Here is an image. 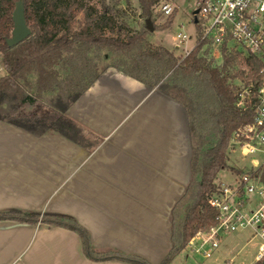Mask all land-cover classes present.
<instances>
[{
    "label": "crops",
    "instance_id": "1",
    "mask_svg": "<svg viewBox=\"0 0 264 264\" xmlns=\"http://www.w3.org/2000/svg\"><path fill=\"white\" fill-rule=\"evenodd\" d=\"M66 114L83 128L78 142L0 120V211L67 214L95 250L161 264L199 181L186 102L109 67ZM0 264L132 263L89 258L62 226L1 220Z\"/></svg>",
    "mask_w": 264,
    "mask_h": 264
},
{
    "label": "trees",
    "instance_id": "2",
    "mask_svg": "<svg viewBox=\"0 0 264 264\" xmlns=\"http://www.w3.org/2000/svg\"><path fill=\"white\" fill-rule=\"evenodd\" d=\"M17 1L0 0V120L38 135L55 131L78 142L83 128L66 112L107 68L115 67L151 88L168 93L171 86L187 90L192 97L186 103L192 136L204 138L207 129L218 136L205 151L201 152L199 145L194 151L193 168L199 181L181 231L173 233L172 249L161 262L169 264L178 252L186 250L198 230L217 223L218 212L208 200L218 190V173L229 167L230 140L255 116L254 93L261 83L263 61L254 54L223 47L219 62L204 48L203 41L187 55L151 43L146 20L150 18L155 26L153 7L159 0H139L145 18L140 30L128 25L121 9L113 12L107 0H100V7L92 0H22L32 33L10 47L6 40L14 26L12 14ZM81 12L83 19L78 20ZM174 17L175 13L161 28L170 27ZM237 81L253 92L245 108L238 104L241 87ZM1 220L43 222L71 229L81 236L86 255L96 261L150 264L139 255L95 250L88 231L67 214L11 208L0 211ZM255 264H264V260Z\"/></svg>",
    "mask_w": 264,
    "mask_h": 264
},
{
    "label": "built area",
    "instance_id": "3",
    "mask_svg": "<svg viewBox=\"0 0 264 264\" xmlns=\"http://www.w3.org/2000/svg\"><path fill=\"white\" fill-rule=\"evenodd\" d=\"M193 1L196 43L205 42L204 48L209 49L212 57L217 61L222 59L223 47H226L228 51L254 54L264 63V0ZM154 6L158 13L168 18L177 14L179 0H159ZM177 36L182 43L191 38L181 32ZM177 48H180L179 43ZM192 48L187 49L185 55ZM259 73L262 79L254 93L255 116L236 132L234 140L245 153L261 152L263 160L254 159L248 170L229 182H219L218 190L209 198V204L218 212L217 223L207 230H198L186 246L189 253L205 259L214 254L225 235L250 229L253 235L262 239L256 261L264 260V64ZM242 85L238 104L245 108L253 92L250 87Z\"/></svg>",
    "mask_w": 264,
    "mask_h": 264
},
{
    "label": "rangeland",
    "instance_id": "4",
    "mask_svg": "<svg viewBox=\"0 0 264 264\" xmlns=\"http://www.w3.org/2000/svg\"><path fill=\"white\" fill-rule=\"evenodd\" d=\"M106 2L111 5L113 12L117 8L124 11L123 17L132 29L140 30L143 28L145 18L141 15L142 9L139 0H107ZM92 3L99 7L101 4L100 0H92ZM153 8L155 13V26H153V30L149 35V41L156 45H164L170 49H176L175 52L177 55H185V51L192 48L196 43V26L193 22V10L195 9L194 1L179 0V9L174 17V22L168 28H161V25L167 18L158 13L155 6ZM82 19L83 13L81 12L78 14V20ZM179 32L191 36L187 43H182L180 41V38L177 36ZM178 43L180 44V48H177ZM218 61H221V59L219 58ZM1 74H3V72L0 70V75ZM236 83L239 84V87H243V82L237 81ZM170 92L180 97L186 103H190L192 97L187 90L185 91L178 87L175 88L171 86ZM43 103L46 104V102ZM202 135H204V138L197 137L201 152L214 145L218 140V136L210 129H207ZM229 147H231L230 149L228 148L227 151L229 155V167L218 173L216 179L217 183L229 182L234 177L241 174L240 170H248L254 159L259 162L263 160V154L261 152L253 151L245 153L240 146H237L234 136L230 140ZM187 207L188 205H185L182 208L184 213ZM261 242L262 239L259 236L253 235V231L250 229L235 231L223 237L220 246L210 258L205 259L201 256L189 253L187 251L188 249H186L178 252L169 264H255L256 254Z\"/></svg>",
    "mask_w": 264,
    "mask_h": 264
},
{
    "label": "water",
    "instance_id": "5",
    "mask_svg": "<svg viewBox=\"0 0 264 264\" xmlns=\"http://www.w3.org/2000/svg\"><path fill=\"white\" fill-rule=\"evenodd\" d=\"M198 11L196 10L195 13ZM14 26L11 32V36L7 38L6 42L8 46L13 47L27 38L31 33L32 30L26 22L25 17V5L22 0H19L15 4V8L12 14ZM197 20V19H196ZM147 27L150 31L153 30V22L150 18L146 20ZM264 180V175L262 176ZM243 264V263H240Z\"/></svg>",
    "mask_w": 264,
    "mask_h": 264
}]
</instances>
